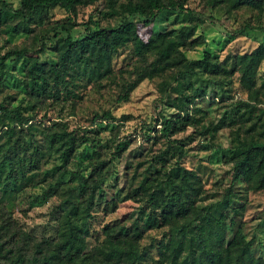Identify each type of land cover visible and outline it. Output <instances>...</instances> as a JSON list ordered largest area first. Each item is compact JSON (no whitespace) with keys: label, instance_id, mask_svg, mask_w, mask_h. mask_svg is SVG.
<instances>
[{"label":"trees","instance_id":"1","mask_svg":"<svg viewBox=\"0 0 264 264\" xmlns=\"http://www.w3.org/2000/svg\"><path fill=\"white\" fill-rule=\"evenodd\" d=\"M101 0H20L13 8L0 0V27L5 31H33L41 25L47 11L60 7L69 14H75L78 7L87 6ZM106 11L123 18L116 26H99L97 21L89 20L92 26L85 25V33L73 38L68 33L66 23L51 26L53 34L64 32L51 43L55 57L46 61L28 62L24 69L26 89L34 100L42 98L68 99L75 96L74 88L80 80L98 82L113 77V59L120 49L127 48L134 61L127 79L119 81L117 102L129 100L130 93L145 78L159 75L167 69L175 68L172 81L164 80L166 90L174 96L168 98L167 105L175 112L170 117H162V130L168 136L181 131L189 125H200L203 134L213 137L221 127H234L230 143L222 156L232 164V181L242 180L248 189H264V79L257 86L258 70L264 59V44H259L249 52L232 57L230 62L220 60L209 51L200 58L187 59L181 48L193 47L194 26L181 27L177 31H158L143 40L137 31V24L125 20L127 16L138 15L144 23L155 20L165 9L184 11L183 4L176 0H103ZM226 3L229 9L247 6L252 9L264 7V0H214ZM6 14L16 20L5 19ZM74 25V24H73ZM263 27L244 26L241 30ZM43 50V49H42ZM40 49V51H42ZM28 48H11L0 57V71L9 56L21 58ZM201 71L213 81L212 98L227 100L232 98L229 88L230 78L237 73L239 87L247 93L246 99L237 98L225 111L215 125H205L201 109L193 107L197 97L202 96L198 89L188 90L176 75H191ZM261 106V107H260ZM0 113L24 125L29 118L16 108L0 105ZM94 120H112L109 111L95 113ZM8 136L0 137V264H141L149 254L140 241L147 230L164 226L160 236L150 247L156 251L159 264H264V259L255 257L252 241L245 239L240 227L233 236L225 237L227 209L238 212L233 206L231 193H227L220 207L204 213L202 223L195 225L191 211L202 194L200 177L192 169L182 165L185 151L180 143L169 140L166 147L154 157L160 164V171L150 180H143L134 189L139 193L146 183L151 192L142 197V205L137 225L112 231L104 226L96 231L97 244L88 248L87 238L91 237L93 208L97 191L104 180L105 161L90 160L87 175L75 172L80 184L82 202L76 203L71 188L65 199V207L56 217V231L52 237L34 238L30 233L14 226L9 203L10 197L25 186L35 183L41 160L46 154L54 152L61 165L69 162L77 148L78 139L73 131L52 127L45 134L41 144L36 139L13 137V128ZM127 148L126 141L115 145L114 153ZM168 156L175 157L172 162ZM146 182V183H145ZM103 210L116 205L115 197L106 199L102 194ZM149 205L158 214L159 223L143 209ZM264 231V213L261 218ZM102 234V239H100Z\"/></svg>","mask_w":264,"mask_h":264},{"label":"rangeland","instance_id":"2","mask_svg":"<svg viewBox=\"0 0 264 264\" xmlns=\"http://www.w3.org/2000/svg\"><path fill=\"white\" fill-rule=\"evenodd\" d=\"M183 4L185 10L165 9L154 21L144 23L138 15L127 16L137 24V31L143 40L153 32L177 31L181 27L194 26L193 47L181 48L187 59L200 58L204 51H209L220 60L228 61L233 56L249 52L259 44H264V32L259 29L241 30L244 26L264 28V7L252 9L241 6L229 9L226 3H214V0H176ZM5 3L17 8L20 0H4ZM103 0L78 7L75 14H69L60 7L47 11L41 25H35L33 31H5L0 27V57L11 48H28L21 58L9 56L5 59L4 68L0 71V105L16 108L29 120L21 125L0 113V137L8 136L9 128H13V137L36 139L44 142V136L52 127L73 131L78 139L74 155L64 166L60 164L56 154H46L41 160L35 183L29 184L14 193L9 203L14 226L31 234L34 238L52 237L56 231V217L66 206L65 199L72 189L74 201L82 202L80 184L74 174L87 175L90 171L89 161H105L104 180L97 191L96 201L100 202L92 209L93 225L91 237L87 238L88 248L97 244L95 233L104 226L112 231L123 227L137 225L140 199L151 192L148 183L139 193L134 189L145 180H150L160 171L154 157L167 145L169 140L180 143L185 151L182 165L192 169L202 182V194L191 211L195 225L202 223L206 211H213L221 206L224 196L231 193V200L238 212L227 209L225 237L229 240L237 227L245 239L252 241V252L255 257L264 259V231L261 218L264 213V189L253 191L248 189L242 180L232 181V164L225 162L223 155L230 143L234 127H221L211 137L203 134L200 125H189L181 131L168 136L162 130V117H170L175 110L167 105L174 94L164 88L163 82L172 81L175 68L143 79L130 93L129 100L117 102L118 82L130 76L134 61L127 48L120 49L113 59V77L98 82L80 80L74 88L75 96L68 99L42 98L34 100L28 95L25 86L24 69L28 62L46 61L55 57L52 42L64 32L53 34L51 26L66 23L68 33L79 38L85 33V25L92 26L91 20L99 26H116L123 18L106 11ZM5 19L14 22L16 19L6 14ZM74 24V25H73ZM40 49L42 51H40ZM130 71H129V70ZM180 82L188 86V90L198 89L202 96L197 97L193 107L201 109L205 125H215L229 110L231 103L237 98L246 99L247 93L238 85L237 73L231 76L229 88L232 98L220 100L212 98L213 81L210 77L197 71L191 75H176ZM264 79V59L258 70L257 86ZM168 100V101H167ZM261 107V106H260ZM109 111L112 120H94L95 113ZM120 141L127 142V148L114 153L115 145ZM175 158V157H174ZM173 157L168 156L172 162ZM106 199L115 197L116 205L112 210H103L100 195ZM143 209L152 215L157 224L158 214L149 205ZM147 230L140 241L149 249V254L141 264H159L157 254L150 243L160 236L164 226H156ZM102 239V234H100Z\"/></svg>","mask_w":264,"mask_h":264}]
</instances>
